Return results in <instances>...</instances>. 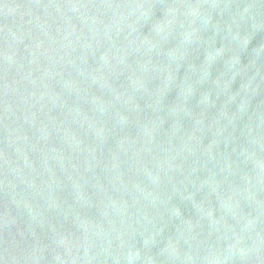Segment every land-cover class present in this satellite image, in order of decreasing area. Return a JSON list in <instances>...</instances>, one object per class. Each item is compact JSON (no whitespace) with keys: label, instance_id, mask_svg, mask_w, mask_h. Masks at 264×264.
<instances>
[{"label":"water","instance_id":"95a60500","mask_svg":"<svg viewBox=\"0 0 264 264\" xmlns=\"http://www.w3.org/2000/svg\"><path fill=\"white\" fill-rule=\"evenodd\" d=\"M0 264H264V0H0Z\"/></svg>","mask_w":264,"mask_h":264}]
</instances>
